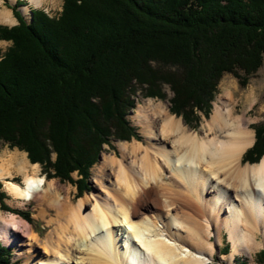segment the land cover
<instances>
[{"label":"trees","instance_id":"16d2710c","mask_svg":"<svg viewBox=\"0 0 264 264\" xmlns=\"http://www.w3.org/2000/svg\"><path fill=\"white\" fill-rule=\"evenodd\" d=\"M19 5L9 7L17 24L0 25L10 42L0 49V143L78 197L103 145L137 138L125 118L136 92L164 98L168 88L170 113L195 128L224 73L244 86L264 65V0H63L58 15L32 9L29 22ZM251 128L242 163L264 154V122ZM4 197L0 209L29 221ZM254 256L264 264L263 249ZM11 259L0 243V264Z\"/></svg>","mask_w":264,"mask_h":264},{"label":"bare ground","instance_id":"6f19581e","mask_svg":"<svg viewBox=\"0 0 264 264\" xmlns=\"http://www.w3.org/2000/svg\"><path fill=\"white\" fill-rule=\"evenodd\" d=\"M28 1L40 5L55 0ZM20 8L28 13L27 4ZM14 19L0 0V24L11 25ZM136 105L129 118L140 127L144 143L117 142L121 159L101 156L95 180L102 194L87 195L90 208H85L84 198L75 207L58 202L64 223L46 234L50 258H39L36 264H212L214 244H220L223 229L230 242V250L222 256L225 264H232L235 254L249 255L264 246V154L256 163L240 162L254 141L246 116L235 115L220 96L205 124L190 130L170 114L166 102L146 98ZM37 167L25 152H10L0 161V180L8 193L25 200L38 196L47 183L48 195L55 194L52 182L36 171L27 172ZM13 172L23 174L22 185L7 180ZM106 183L115 190L130 188L132 194L119 191L120 197L110 196ZM154 184L172 189L173 201L167 202H177L178 207L171 206L173 215L166 212L161 226L153 216L132 221ZM6 217L0 212L4 242L29 237L27 223Z\"/></svg>","mask_w":264,"mask_h":264},{"label":"rangeland","instance_id":"374dc122","mask_svg":"<svg viewBox=\"0 0 264 264\" xmlns=\"http://www.w3.org/2000/svg\"><path fill=\"white\" fill-rule=\"evenodd\" d=\"M2 1V6L4 8L10 9L12 13V9L9 8L11 6L15 5V2H12L10 0H1ZM63 0H55V1H45L41 3L40 5H35L34 3L29 2L28 0H22V5L27 4L28 5V13H23L20 6H17V10L19 11L20 15L23 17V19L27 22L30 21L31 18V10L32 9H42L44 10L49 16H56L59 14L61 10ZM13 15V13H12ZM14 17V15H13ZM15 18V17H14ZM15 22L11 25H14L17 23V19H14ZM0 25H5V26H11L8 24H0ZM10 44L9 41H4L0 40V49L3 52L8 45ZM219 83L217 85V92L214 97V99L211 102V107L209 114L207 117L205 115H202L200 113L199 117V122L195 128H191L188 125H186L184 122V125L187 126L190 130H199L204 124L205 120L209 119L212 112H213V107H214V102L218 101V98L221 96L223 100L226 102L230 103V106L233 108V113L235 115L238 114H244L246 123L248 124L249 129L253 130L251 128V125L253 124H258V123H263L264 122V65H262L257 72L253 75L250 76L247 82L245 83L244 86H240L238 83V79L230 74V73H224L221 77L220 80H218ZM165 93L164 98H157V97H143L141 93L136 92V94L133 96L135 106L133 109L129 111L127 116L128 123L134 128V131L136 132L137 138L132 137L130 140L125 141V140H117V139H111L109 145L104 144L102 147L101 152L98 155L97 161L93 164V166L89 169V177L87 180V190L82 192V194L78 197L76 196V188L71 182H59L57 178H50L46 179L45 176L41 172L40 165L38 164L37 169H28V173L31 175L34 171L37 172L38 175L43 176L46 179V182H52L54 189H55V194L53 195H48L50 187L48 186V183L44 186L43 191L39 193L38 196L30 199V200H25L23 198H18L13 196L11 193H8L9 191L6 189L4 186L3 180H0L1 182V188L0 191H3L5 194V197L3 199L4 203L6 204L7 207H9L12 210H19V211H25L30 214V219L29 221L24 220L20 215L13 211H8V210H2L0 209V212L6 217L10 218L11 215L14 216V220L19 221L22 220L25 223L28 224L30 228V233L29 237H20L19 241H16V243L13 244H8L4 242L1 236V231H0V243L7 248H10L11 253H12V261L14 264H20L21 262H27L29 264H36V260L39 258L42 260H46L49 257L47 248H45V244H47V241L45 239L46 234L51 233L55 230V227L61 223H64V217H60L57 212V207L58 202H65L69 206L75 207L77 201L80 198L88 199V204L85 206V208H90V199L87 197L90 193L93 194H102L101 188L96 183L95 180V174H96V167L99 165L101 156L109 155L108 157H112L114 159H121L120 152L118 150L117 142H132L133 140H140L144 143V139L141 135L140 127L134 125L133 121L131 118H129L136 110V107L138 103H140L143 99L146 98H151L154 99L155 101H162L167 103V107L170 105L169 99L172 97L173 93L168 88H165L163 90ZM169 109V107H168ZM170 112V110H169ZM172 114V113H170ZM174 115V114H173ZM176 116V115H174ZM177 118H181L180 116H176ZM182 119V118H181ZM183 121V120H182ZM254 131V130H253ZM17 151V153H22L23 151L18 150L17 148H10L8 145L0 143V161L5 158L10 152ZM128 155H126V158H124V163L126 161L128 162L127 158ZM245 162V161H244ZM247 163V162H245ZM32 164H37V163H32ZM253 164V163H252ZM72 177L74 179H77V174L74 172L72 173ZM22 179H23V174L22 173H17L13 172L10 177H7V180H11L14 182H18V184L22 185ZM107 186L109 185L106 183ZM159 189H158V188ZM109 189L107 191L110 193V196L114 195V197H120L119 196V191L123 192L124 194H132L131 189L129 190H115L112 189L111 185L108 186ZM152 189V193L149 197H143L138 204L137 210H135V215L131 216V220L136 222L139 221L143 216H153L157 220V225L161 226L163 224V216L166 214V212L170 213L173 215V210L171 206H177L178 203H170L167 202L168 200L170 201L172 198V193L174 192L171 190H164L162 189L158 184H154ZM161 191V192H160ZM120 194H123L121 193ZM168 193V194H167ZM117 194V195H116ZM122 197V195H121ZM169 198V199H168ZM173 201V199L171 200ZM176 203V204H175ZM171 204V205H170ZM168 205V206H167ZM140 206V207H139ZM173 206V207H174ZM170 207V208H169ZM170 210V211H169ZM61 219V220H60ZM226 231L223 229L222 231V236H221V242L219 245L214 244V252L213 257H212V264H225V260L223 259L222 256L227 254V252L230 250V242H228L227 237H226ZM32 236V239H30ZM28 238V239H27ZM54 240V239H53ZM215 238L213 235H211V241L214 242ZM46 241V242H45ZM264 250V246H260L257 249H252L251 253L249 255H246V253L241 252L239 254H235V257L233 258L232 264H237L238 260H244L248 264H258L255 261V256L256 253L260 250ZM48 257V258H47Z\"/></svg>","mask_w":264,"mask_h":264}]
</instances>
